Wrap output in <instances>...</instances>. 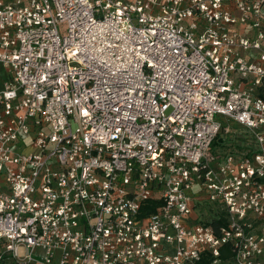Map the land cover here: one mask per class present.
I'll return each mask as SVG.
<instances>
[{
  "label": "built area",
  "instance_id": "2783aa9c",
  "mask_svg": "<svg viewBox=\"0 0 264 264\" xmlns=\"http://www.w3.org/2000/svg\"><path fill=\"white\" fill-rule=\"evenodd\" d=\"M0 264H264V0H0Z\"/></svg>",
  "mask_w": 264,
  "mask_h": 264
},
{
  "label": "trees",
  "instance_id": "16d2710c",
  "mask_svg": "<svg viewBox=\"0 0 264 264\" xmlns=\"http://www.w3.org/2000/svg\"><path fill=\"white\" fill-rule=\"evenodd\" d=\"M202 264H207V260L206 259L203 260Z\"/></svg>",
  "mask_w": 264,
  "mask_h": 264
},
{
  "label": "rangeland",
  "instance_id": "374dc122",
  "mask_svg": "<svg viewBox=\"0 0 264 264\" xmlns=\"http://www.w3.org/2000/svg\"><path fill=\"white\" fill-rule=\"evenodd\" d=\"M0 77H1V68H0Z\"/></svg>",
  "mask_w": 264,
  "mask_h": 264
}]
</instances>
